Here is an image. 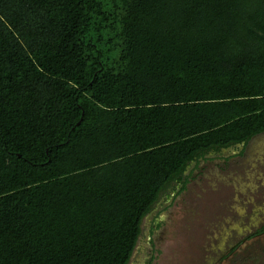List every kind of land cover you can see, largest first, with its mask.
<instances>
[{
	"label": "trees",
	"instance_id": "obj_1",
	"mask_svg": "<svg viewBox=\"0 0 264 264\" xmlns=\"http://www.w3.org/2000/svg\"><path fill=\"white\" fill-rule=\"evenodd\" d=\"M263 133L264 0H0V264H130Z\"/></svg>",
	"mask_w": 264,
	"mask_h": 264
},
{
	"label": "rangeland",
	"instance_id": "obj_2",
	"mask_svg": "<svg viewBox=\"0 0 264 264\" xmlns=\"http://www.w3.org/2000/svg\"><path fill=\"white\" fill-rule=\"evenodd\" d=\"M238 152L210 155L182 194L154 206L172 202L153 236L144 219L130 264H264V133Z\"/></svg>",
	"mask_w": 264,
	"mask_h": 264
},
{
	"label": "flooded vegetation",
	"instance_id": "obj_3",
	"mask_svg": "<svg viewBox=\"0 0 264 264\" xmlns=\"http://www.w3.org/2000/svg\"><path fill=\"white\" fill-rule=\"evenodd\" d=\"M160 217H161V216H160ZM160 217H157V218L154 219V222H155V223H154V227H157V228L159 227L160 222H158V221L161 219ZM150 219H151V218H150Z\"/></svg>",
	"mask_w": 264,
	"mask_h": 264
}]
</instances>
